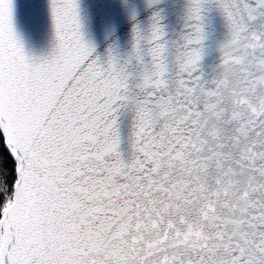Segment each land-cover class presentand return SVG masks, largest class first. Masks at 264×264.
Wrapping results in <instances>:
<instances>
[{
  "label": "snow or ice",
  "instance_id": "1",
  "mask_svg": "<svg viewBox=\"0 0 264 264\" xmlns=\"http://www.w3.org/2000/svg\"><path fill=\"white\" fill-rule=\"evenodd\" d=\"M0 264H264V0H0Z\"/></svg>",
  "mask_w": 264,
  "mask_h": 264
}]
</instances>
